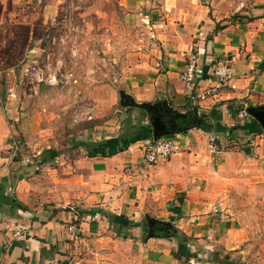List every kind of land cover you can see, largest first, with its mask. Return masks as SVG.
I'll list each match as a JSON object with an SVG mask.
<instances>
[{
  "label": "crops",
  "instance_id": "obj_1",
  "mask_svg": "<svg viewBox=\"0 0 264 264\" xmlns=\"http://www.w3.org/2000/svg\"><path fill=\"white\" fill-rule=\"evenodd\" d=\"M209 1H99L100 18L112 21L120 6L126 29L143 30L150 41L137 52L144 64L121 78L120 95L125 92L139 104L171 103L185 114L190 103L212 130L193 126L174 134L178 151L149 164L145 147L154 141L150 116L130 106L138 109L126 113L123 123L109 118L90 128L93 139L71 133L53 141L36 134L27 140L30 145L48 140L53 146L33 145L27 172L10 176L12 166L0 148V178L10 182L0 186V196L14 201L0 202V207H12L0 213V264H178L172 252L198 250L195 238L234 231V223L246 214L238 204L264 188V129L250 116L235 117L232 110L240 104L245 109L264 105V4L255 2L251 11L239 7L241 15H254L235 22L225 20ZM191 52L199 55L200 73L190 84L180 74ZM219 59L233 66V79L202 98L204 90L218 84L213 66ZM105 89L112 96L114 89ZM101 91V86L94 91L98 102ZM106 101L100 103L108 110L115 102ZM13 126L0 131L1 144L16 133ZM69 126L71 132L77 128L76 123ZM232 126H237L233 132ZM212 136L219 153L211 150ZM123 140L125 149L120 148ZM100 148L105 154L115 152L103 155ZM148 218L170 223L191 239L180 244L174 234L155 230L150 236Z\"/></svg>",
  "mask_w": 264,
  "mask_h": 264
},
{
  "label": "rangeland",
  "instance_id": "obj_2",
  "mask_svg": "<svg viewBox=\"0 0 264 264\" xmlns=\"http://www.w3.org/2000/svg\"><path fill=\"white\" fill-rule=\"evenodd\" d=\"M99 1L0 0V131L8 130V126L13 129L14 124L18 128L14 135L9 134L11 138L6 143L0 141L12 166L10 176L13 171L27 172V164L34 159V146H53L48 140L30 145L27 140L36 134L51 136L55 141L75 133L81 139L93 132L100 120L119 118L123 123L126 113L130 115L138 109L122 104L121 78L144 64L137 52L147 41V33L136 28L127 30L120 6L112 21L100 18ZM257 1L264 4V0H210L209 5L222 10L225 20L236 21L239 17H253V12L241 15L236 10L241 7L251 11ZM147 50L150 52L151 46ZM46 53L64 58L63 72L72 74L60 77V84L54 87L33 82L25 72L31 58ZM109 85L114 89L112 96L105 89ZM99 86L102 91L98 102L94 91H99ZM111 98L115 103L105 110L100 100L104 104ZM75 123L77 128L71 132L69 125ZM3 144L8 147L3 148ZM9 183H2L0 178V186ZM5 192L15 196L14 190ZM10 208L1 206L0 213ZM237 208L246 214L234 223V231H225L220 237L195 238L200 248L192 251L196 255L190 259L204 264H264V188ZM190 259L181 258L178 264H191Z\"/></svg>",
  "mask_w": 264,
  "mask_h": 264
},
{
  "label": "built area",
  "instance_id": "obj_3",
  "mask_svg": "<svg viewBox=\"0 0 264 264\" xmlns=\"http://www.w3.org/2000/svg\"><path fill=\"white\" fill-rule=\"evenodd\" d=\"M64 61L65 59L60 56L55 57L52 53H46L43 57L39 56V58H31L30 63L25 67V72L33 82L54 87L60 84V77L69 78L72 76V74L63 72ZM199 63V55L195 52H191L188 56L187 64L180 74L181 79L190 84L195 82L200 73ZM64 74H66V76ZM213 74L218 79V84L204 90L201 95L202 98H205L218 91V89L229 85L234 76V68L228 60L219 59L213 66ZM248 116L246 109L240 112V117ZM178 149L179 144L176 137L174 135L165 136L150 142L145 147V159L149 164L166 161L172 157ZM211 150L213 153H219L222 151V149L216 144V138L214 136L211 137ZM69 230L75 232L76 226L71 225ZM17 234H20V232H17ZM190 262L191 264H204L195 259H190Z\"/></svg>",
  "mask_w": 264,
  "mask_h": 264
},
{
  "label": "water",
  "instance_id": "obj_4",
  "mask_svg": "<svg viewBox=\"0 0 264 264\" xmlns=\"http://www.w3.org/2000/svg\"><path fill=\"white\" fill-rule=\"evenodd\" d=\"M122 104L124 106H135L145 110L150 116V122L153 130L154 140H158L165 136L174 135L177 133L186 132L189 127H179L175 125L169 126L165 121L164 116L165 113H172L175 117L186 118L187 114L176 111L172 104H168L167 102H155V103H136L130 95L125 92H121ZM247 113L252 116L264 129V105L259 106H248L246 108ZM151 112H154L153 114ZM195 127L200 128L201 124L197 123L194 125ZM160 223V221L155 218H148V226H149V235L154 236L156 232L154 231V226ZM168 226L172 227L173 225L170 223H166Z\"/></svg>",
  "mask_w": 264,
  "mask_h": 264
},
{
  "label": "trees",
  "instance_id": "obj_5",
  "mask_svg": "<svg viewBox=\"0 0 264 264\" xmlns=\"http://www.w3.org/2000/svg\"><path fill=\"white\" fill-rule=\"evenodd\" d=\"M245 19H248L249 20V18H246V17H239V18H237V20L235 22H244ZM185 107L188 110L187 116H186V121L183 122L180 126H177V128H179V127H182V128L189 127L190 128V127H193L197 123H201V126L203 127V129H205V130H212L205 122H202V120L199 119L198 111H196L194 109L191 110L190 103H187L185 105ZM232 110H233L234 116L236 117V115H238L242 110H245V106H244V104L236 105L235 108H232ZM250 118H252L253 120H255L251 116H250ZM126 122L129 123V124H131V119L130 118L127 119ZM236 127L237 126L229 127V131L233 132L236 129ZM130 135L131 134H126L125 135V138L126 137H129ZM153 140H154V138H153ZM127 145H128L127 144V140H123L120 148L125 149L127 147ZM99 150L97 152L103 153V155L105 154V150L104 149H101L100 148ZM47 151H49V150H47ZM109 151L110 152L112 151L111 153H114L115 152V150H109ZM110 152L109 153H106V154L109 155ZM0 198H1V201H0L1 204L5 203V202H9V203L12 202V203H14V201L12 200V198L3 197V196H0ZM17 203H18V201H17ZM173 234L175 235V238H176L177 242H179L180 244H186L191 239V237H189L188 235H186L185 233H183L180 229H176L175 228ZM172 254H173V256L175 258H177L179 260L181 258L190 259L192 256L196 255V254H194V253H192L190 251H187L185 253L173 251Z\"/></svg>",
  "mask_w": 264,
  "mask_h": 264
},
{
  "label": "flooded vegetation",
  "instance_id": "obj_6",
  "mask_svg": "<svg viewBox=\"0 0 264 264\" xmlns=\"http://www.w3.org/2000/svg\"><path fill=\"white\" fill-rule=\"evenodd\" d=\"M152 114L154 112H151ZM165 121L168 123L169 126L175 125V126H180L183 122L186 121V118H181V117H175L172 113H165L164 116ZM154 230L156 232H161L162 233H167V234H173L174 229H172L170 226L167 225H162V224H157L154 226Z\"/></svg>",
  "mask_w": 264,
  "mask_h": 264
}]
</instances>
